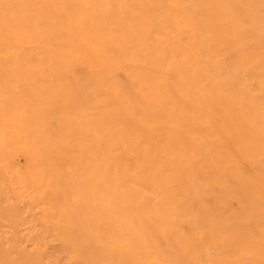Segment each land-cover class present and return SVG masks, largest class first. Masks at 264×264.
<instances>
[{
    "label": "bare ground",
    "instance_id": "1",
    "mask_svg": "<svg viewBox=\"0 0 264 264\" xmlns=\"http://www.w3.org/2000/svg\"><path fill=\"white\" fill-rule=\"evenodd\" d=\"M0 264H264V0H0Z\"/></svg>",
    "mask_w": 264,
    "mask_h": 264
}]
</instances>
